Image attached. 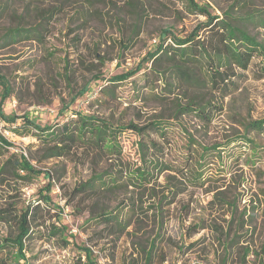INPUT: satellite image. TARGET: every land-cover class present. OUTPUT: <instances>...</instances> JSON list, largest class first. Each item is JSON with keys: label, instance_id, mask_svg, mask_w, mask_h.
Segmentation results:
<instances>
[{"label": "rangeland", "instance_id": "rangeland-1", "mask_svg": "<svg viewBox=\"0 0 264 264\" xmlns=\"http://www.w3.org/2000/svg\"><path fill=\"white\" fill-rule=\"evenodd\" d=\"M197 1L220 16L233 1L246 5L235 7L237 13L264 8V0ZM204 19L190 12L184 0H0V75L9 87L5 114H26L41 125L63 123L72 110L125 124L164 119L173 123L165 160L179 169L158 175L154 170L141 187L129 185L84 203L86 208L74 207L66 197L94 172L125 177L139 165L137 135L123 134L117 159H40L33 130L16 135L0 118V133L13 143L9 150L23 151L36 168L49 172V177L40 173L30 180H0V208L43 207L33 220L41 224L40 231H30L24 240L29 263L71 264L84 245L92 249L96 264H264V128H243L249 120L264 119V79L252 76L257 60L239 89L223 99L207 88L183 84L172 73L171 60H147L161 30L184 36ZM15 27L38 34L13 40L7 31ZM249 30L264 42V28ZM169 43L166 35L164 45ZM137 65L136 75L114 85V97L101 94L109 77ZM84 86L89 89L78 95ZM2 92L0 84V97ZM192 95L215 105L210 122L179 111ZM63 103L69 108L60 112ZM241 136L253 142L227 144ZM218 144L201 158V147ZM198 163L205 171L202 186L191 182ZM45 193L49 202L42 198ZM120 200L133 201L134 212L121 233H112L93 213L114 210ZM52 224L65 227V240L49 233ZM16 233L14 216L0 221V241ZM15 253L16 246L7 244L0 248V259L10 263Z\"/></svg>", "mask_w": 264, "mask_h": 264}, {"label": "trees", "instance_id": "trees-1", "mask_svg": "<svg viewBox=\"0 0 264 264\" xmlns=\"http://www.w3.org/2000/svg\"><path fill=\"white\" fill-rule=\"evenodd\" d=\"M35 0H28L32 4ZM38 1V0H36ZM92 4L101 0H85ZM190 12L204 16V20L198 22L191 31L184 36L171 33L169 29L160 32V40L156 48L147 54V60L154 58V63L164 58L171 60L172 73L183 84L189 88H207L221 99L232 95L237 91L241 82L246 79L245 72L249 70L254 61L256 67L252 71L254 79H264V42L257 39L249 30L250 26L264 28V8H248L242 13H237L235 7L244 8L239 1H233L223 14H213L207 4H200L197 0H184ZM243 2V1H242ZM26 32V33H25ZM29 32H38L34 29L9 28L7 34L11 39L18 36H30ZM170 35L171 43L164 45L165 36ZM141 70L137 65L125 72L114 74L109 77L108 85L100 89L101 94L114 97V85L136 75ZM153 71V67H150ZM0 84L3 92L0 97V118L9 124L8 131L16 135H26L32 130V135L38 141L42 150L40 159L76 157L81 163L90 159L100 160L106 158H119L122 155V136L127 132L137 135V151L140 163L136 165L125 177L117 176L108 171L94 172L86 180L73 186L70 195L66 197L67 204L74 207L95 200L104 194L113 193L117 190L127 188L129 185L141 187L150 182L151 178L166 170L178 172L177 166L165 160L166 149L171 142L172 125L164 119H153L138 125L134 122L120 123L100 118L93 113L81 111L70 112V116L63 123L41 125L28 115H7L2 109L3 102L9 94V87L4 77L0 75ZM89 89L84 86L78 95H83ZM75 96L71 98L73 101ZM201 100L197 95L188 99L187 105L179 109L181 113L193 114L202 121L208 123L213 118L215 105L209 101ZM69 108V104L63 103L61 111ZM21 118V122H18ZM245 130H261L264 128V119H254L243 123ZM243 140L246 143L253 142L246 136L229 140L236 142ZM189 142L194 139L189 137ZM13 143L0 133V180L2 178L30 180L33 176L43 173L49 177L48 171H43L34 166L23 151H10ZM220 145L212 147H201V158L209 150H216ZM187 158V157H185ZM184 165V164H183ZM199 168V169H198ZM191 182L194 186H202L205 171L203 165L198 163L196 169L191 170ZM51 183L46 185L47 192ZM45 193L42 195L44 202H49L50 197ZM77 198V199H76ZM132 205L127 200H120L116 209H101L93 216L99 223L105 224L112 233H121L125 223L134 212ZM43 207L36 203L31 208L16 210L9 205L0 208V221H7L11 216L16 218L17 233L12 239L4 238L0 241V248L7 244L16 246V253L10 263L1 261L0 264H31L28 262L24 252V240L30 231H40L38 222H34V214ZM59 208V207H58ZM83 208V207H82ZM14 212V213H13ZM36 228V229H35ZM63 225L52 224L49 233L53 236L63 237ZM222 232V231H221ZM226 235V233H223ZM5 241V243L3 242ZM154 245H152L153 247ZM82 253L73 259L71 264H96L92 249L89 246H81ZM82 255L84 259L82 260ZM146 256H150V249ZM23 259V262L19 260Z\"/></svg>", "mask_w": 264, "mask_h": 264}, {"label": "built area", "instance_id": "built-area-1", "mask_svg": "<svg viewBox=\"0 0 264 264\" xmlns=\"http://www.w3.org/2000/svg\"><path fill=\"white\" fill-rule=\"evenodd\" d=\"M8 133V132H7Z\"/></svg>", "mask_w": 264, "mask_h": 264}]
</instances>
